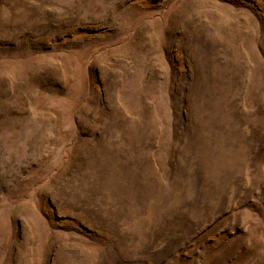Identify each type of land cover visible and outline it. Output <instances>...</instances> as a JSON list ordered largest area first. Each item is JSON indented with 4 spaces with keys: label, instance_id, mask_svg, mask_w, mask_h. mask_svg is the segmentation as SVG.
<instances>
[{
    "label": "rangeland",
    "instance_id": "1",
    "mask_svg": "<svg viewBox=\"0 0 264 264\" xmlns=\"http://www.w3.org/2000/svg\"><path fill=\"white\" fill-rule=\"evenodd\" d=\"M0 264H264V0H0Z\"/></svg>",
    "mask_w": 264,
    "mask_h": 264
}]
</instances>
